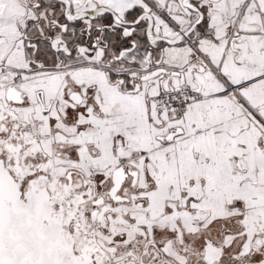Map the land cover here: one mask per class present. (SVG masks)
Listing matches in <instances>:
<instances>
[{"label": "snow or ice", "instance_id": "6c2138e0", "mask_svg": "<svg viewBox=\"0 0 264 264\" xmlns=\"http://www.w3.org/2000/svg\"><path fill=\"white\" fill-rule=\"evenodd\" d=\"M0 264H264V0H0Z\"/></svg>", "mask_w": 264, "mask_h": 264}]
</instances>
